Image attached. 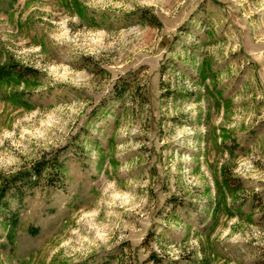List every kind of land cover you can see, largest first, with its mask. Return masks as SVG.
Listing matches in <instances>:
<instances>
[{"label": "rangeland", "instance_id": "1", "mask_svg": "<svg viewBox=\"0 0 264 264\" xmlns=\"http://www.w3.org/2000/svg\"><path fill=\"white\" fill-rule=\"evenodd\" d=\"M12 64L0 264H264V0H0Z\"/></svg>", "mask_w": 264, "mask_h": 264}, {"label": "trees", "instance_id": "2", "mask_svg": "<svg viewBox=\"0 0 264 264\" xmlns=\"http://www.w3.org/2000/svg\"><path fill=\"white\" fill-rule=\"evenodd\" d=\"M34 73V69H29V71H23V69H20V68H18V67H16L15 65H8L7 67H2L1 69H0V79H3V78H5V77H10V76H12V75H15V76H17V77H23V76H25V75H30V74H33ZM48 164V165H47ZM43 166H48L49 167V169H50V172H51V170L53 169V170H56V171H59L60 170V165H59V163H58V161L57 160H55V161H48V163H46L45 165H43ZM38 167H36L35 169L36 170H38L37 169ZM39 170H41V169H39ZM36 173H38V172H36ZM40 173V172H39ZM50 174V173H49ZM46 177H48L49 178V175L48 176H46ZM21 179H24V178H21ZM51 180H56V179H53V178H51ZM18 180H14V185H12V186H14V187H16L17 188V192H18V195L20 194V195H22V190H23V188H24V184H27L28 182H30L29 180H27V181H24V180H19L18 182H17ZM54 182V181H53ZM7 190V189H6ZM5 193H6V191L4 190V189H1L0 190V204L2 203V199L4 198V196H5ZM16 217H13L12 219H11V223L13 224V225H16Z\"/></svg>", "mask_w": 264, "mask_h": 264}]
</instances>
